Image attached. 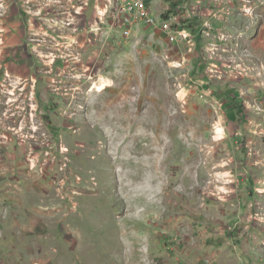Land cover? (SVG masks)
I'll list each match as a JSON object with an SVG mask.
<instances>
[{
	"label": "rangeland",
	"instance_id": "obj_1",
	"mask_svg": "<svg viewBox=\"0 0 264 264\" xmlns=\"http://www.w3.org/2000/svg\"><path fill=\"white\" fill-rule=\"evenodd\" d=\"M124 3L0 0V264H264V0Z\"/></svg>",
	"mask_w": 264,
	"mask_h": 264
},
{
	"label": "crops",
	"instance_id": "obj_2",
	"mask_svg": "<svg viewBox=\"0 0 264 264\" xmlns=\"http://www.w3.org/2000/svg\"><path fill=\"white\" fill-rule=\"evenodd\" d=\"M260 22L254 26V24H251L249 27V30L246 32V54L243 60V63L246 65V69L248 72H252V75L255 73H259L260 79H264V10L261 12ZM234 50L231 54H233V57L235 58L237 62V66H240L238 58L240 56V50ZM251 73H249L250 75ZM255 79H257L255 77ZM254 80L255 84L247 85L248 83L242 82V80H236L232 85L234 86V89L231 90L232 96L230 97V103L231 106L229 107L231 111V115L235 116V118H239L238 115L239 112H241V107L239 105L241 104V101L239 100V92H241V89L239 87H247V89L252 90L250 91L251 94H254V90L261 91L259 87H257V82ZM242 113V112H241ZM254 115V114H253Z\"/></svg>",
	"mask_w": 264,
	"mask_h": 264
},
{
	"label": "built area",
	"instance_id": "obj_3",
	"mask_svg": "<svg viewBox=\"0 0 264 264\" xmlns=\"http://www.w3.org/2000/svg\"><path fill=\"white\" fill-rule=\"evenodd\" d=\"M125 5L123 8L131 13L137 14L141 19L146 20L151 24H156L157 18L150 15L148 9L149 0H123ZM161 28L169 32V37L171 40H184L188 38V33L185 30H173L172 24L169 20H162L160 22Z\"/></svg>",
	"mask_w": 264,
	"mask_h": 264
},
{
	"label": "flooded vegetation",
	"instance_id": "obj_4",
	"mask_svg": "<svg viewBox=\"0 0 264 264\" xmlns=\"http://www.w3.org/2000/svg\"><path fill=\"white\" fill-rule=\"evenodd\" d=\"M24 12V11H23Z\"/></svg>",
	"mask_w": 264,
	"mask_h": 264
}]
</instances>
